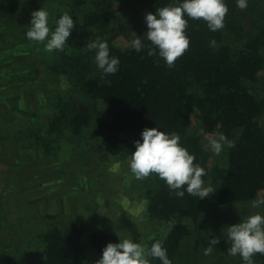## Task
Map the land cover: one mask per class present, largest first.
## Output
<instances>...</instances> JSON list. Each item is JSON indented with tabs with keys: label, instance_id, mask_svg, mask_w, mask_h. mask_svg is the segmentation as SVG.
<instances>
[{
	"label": "trees",
	"instance_id": "16d2710c",
	"mask_svg": "<svg viewBox=\"0 0 264 264\" xmlns=\"http://www.w3.org/2000/svg\"><path fill=\"white\" fill-rule=\"evenodd\" d=\"M46 1L55 22L65 12L73 16V32L81 47L96 39L106 41L110 55L118 57L120 64L116 74L105 76L95 64L94 53L80 71L65 68V75L75 79L69 98L54 86L48 89L34 82L40 87L29 90L41 88L53 95L52 118L44 128L31 132L34 145L51 155L64 150L62 144L74 137L84 146L94 141L109 157L126 159L145 128L178 134L181 146L195 156L194 163L205 169L202 179L216 193L203 200L188 194L179 198L155 174L138 184L148 203L147 214L168 226L166 233L149 241V248L160 241L172 264H182L185 257V264H190L193 234L208 240L202 234L204 226L193 227L204 206L249 205L254 209L252 201L264 193V98L258 95L259 73L264 68V23L253 19L254 15L263 19L264 4L248 0V7L240 10L236 0H224L228 7L225 27L216 32L209 31L203 20L188 19L190 46L169 68L147 54L148 41L139 53L128 44L118 47L116 41L118 37L134 39V35L142 38L147 32L145 15L176 0ZM21 8L30 9L25 3ZM212 40L215 47L210 46ZM217 131L234 141L235 147L226 148L222 162H210L202 137ZM38 237L42 246L29 264H96L108 243L119 242L106 231L88 232L74 223L60 227L53 223ZM213 259L212 264H243L242 260L221 261L216 254ZM253 259L255 264H264V255Z\"/></svg>",
	"mask_w": 264,
	"mask_h": 264
},
{
	"label": "rangeland",
	"instance_id": "374dc122",
	"mask_svg": "<svg viewBox=\"0 0 264 264\" xmlns=\"http://www.w3.org/2000/svg\"><path fill=\"white\" fill-rule=\"evenodd\" d=\"M21 3L30 9H19ZM250 3L260 6L264 0ZM49 4L46 0H0V264L33 262V253L42 246L38 236L53 223L58 227L74 223L88 232L106 231L119 239H133L146 248L150 240L168 229L147 214L148 203L139 180L129 170V158L109 157L97 149L94 141L88 140L84 146L74 137L62 144L64 150L51 155L34 145L31 132L44 128L52 118L53 95L49 90L29 89L40 87L33 84L40 81L41 86H54L69 98L75 79L65 75L64 69L80 71L94 55L79 45L74 30L63 51L47 53L42 44L26 39L31 14L42 7L49 12V27L54 30ZM261 13L262 20L255 15L253 19L264 23V9ZM132 39L118 37L116 44L124 48ZM259 83L258 95L264 98V68L259 73ZM206 135L202 143L209 161L222 162L226 148L219 156L213 155L204 139ZM257 199H264V193ZM255 214L264 215V206L259 207V212L249 205L204 206L193 227L204 226L202 234L208 240L193 234L190 264H212L213 254L225 262L241 260L238 255H227V227ZM212 238H218L220 243L205 255L204 249ZM182 262L187 263L186 257Z\"/></svg>",
	"mask_w": 264,
	"mask_h": 264
},
{
	"label": "clouds",
	"instance_id": "9594fccd",
	"mask_svg": "<svg viewBox=\"0 0 264 264\" xmlns=\"http://www.w3.org/2000/svg\"><path fill=\"white\" fill-rule=\"evenodd\" d=\"M236 5L245 10L248 0H236ZM227 13L224 0H176L175 4L157 8L155 14H146L147 32L142 38L134 35L129 46L139 53L146 47L144 41H148L147 54L158 57L171 68L190 46L186 35L188 19L203 20L209 31L216 32L225 27ZM72 17L68 12L63 13L53 30L49 27V12L42 7L31 14L26 39L42 44L47 53L63 51L75 27ZM215 45L216 41L212 40L210 46ZM85 48L94 51L95 64L103 75L118 72L120 60L110 55L106 41L96 39L86 43ZM180 139L178 134L163 132L158 127L145 128L140 133V140L134 142L135 151L128 160L129 170L137 180L157 175L179 198L185 194L199 200L209 198L216 192L202 179L206 175L205 169L194 163L195 156L181 146ZM204 139L215 156H219L225 148L235 147L234 141L222 132H212ZM252 206H264V199L253 200ZM226 241L230 242L227 255H238L243 264H255L254 256L264 255V215H251L236 225L228 226ZM219 243L218 238L210 239L204 249L205 255L210 254ZM155 259L160 264H172L162 242H153L150 248H146L139 242H133V239L124 238L115 244L108 243L96 264H151Z\"/></svg>",
	"mask_w": 264,
	"mask_h": 264
}]
</instances>
